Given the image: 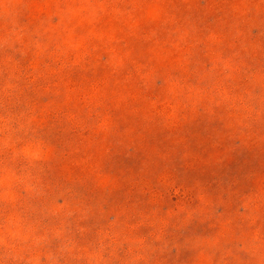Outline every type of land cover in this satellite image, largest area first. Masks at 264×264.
Wrapping results in <instances>:
<instances>
[{"label":"trees","instance_id":"obj_1","mask_svg":"<svg viewBox=\"0 0 264 264\" xmlns=\"http://www.w3.org/2000/svg\"><path fill=\"white\" fill-rule=\"evenodd\" d=\"M129 1H133L130 14L124 19L100 12L91 25L118 39L112 55L120 65L112 66L109 54L97 61L100 69L89 65L88 71H77L81 64L64 71L51 61L40 65L49 74L48 89L57 94L44 102L35 98L40 103L34 102L35 106L53 108L56 115L47 119L63 116V130L70 133L75 132L69 121L72 116L85 127L82 142L61 146L66 152L60 157L61 163L51 164L52 168L71 171L66 187L74 191L73 185L81 182L83 202L92 205L86 199L96 196L98 201L102 199L98 207L103 214L113 210L117 222L131 224L128 243H133L132 238L145 240L143 236L149 234L145 243L153 245L145 251L147 259L142 264H248L253 260L249 251L261 252L264 257V247L255 250L250 246L258 235L248 228V208L240 210L246 215L238 212L246 220L235 215L248 197L260 208L257 227L264 223V147L257 149L256 143L247 146L242 139L215 140L213 128L183 129L190 122L197 124L200 115L222 107L217 102L211 108L204 106V100L199 105L192 102L195 94L215 93L222 75L218 72L213 83L210 75L217 71L213 68L220 59H229L224 52L210 48L213 42L207 37L219 30L212 39H225V29L214 28L222 12L211 13V0ZM115 4L123 11L116 1L111 6ZM242 7L245 3L233 0L227 4V11L233 13ZM180 29L189 32L191 38L183 49L175 45ZM27 65L23 71L29 76L34 68L31 63ZM235 87L231 90L234 96L243 88L246 97V81ZM224 115L241 120L235 107H227ZM215 124L222 127L226 119L219 117ZM180 128L184 136L179 135ZM189 135L196 141L183 142ZM49 147L57 156V144ZM219 200L222 208L216 206ZM186 202L189 207L183 209ZM90 211L94 214V209ZM103 214L94 218H104ZM143 221L145 226L134 225ZM227 228L233 234L228 232L229 241L223 244L218 235ZM147 229L150 231L145 233ZM157 235H162L163 242L175 241L174 253L180 259H169L168 249L151 241ZM197 240H216V247L194 248ZM183 253L187 257L183 258Z\"/></svg>","mask_w":264,"mask_h":264},{"label":"rangeland","instance_id":"obj_2","mask_svg":"<svg viewBox=\"0 0 264 264\" xmlns=\"http://www.w3.org/2000/svg\"><path fill=\"white\" fill-rule=\"evenodd\" d=\"M33 1L36 2L34 6ZM114 1L123 11L116 4V7L111 6ZM114 1L0 0V264H142L147 259L145 251L153 245L145 243L149 234L143 236L145 240L132 238L133 243H128L131 237H127V233L132 225L117 222L113 210L103 214L98 207L102 199L98 201L96 196L86 199L92 205L83 202L79 195L81 182H75L74 191L70 187L67 189L71 171L51 166L61 163L60 157L66 152L64 148L69 146L67 142H82L85 127H80L79 120L72 116L69 121L75 132L63 130V116H58L59 120H48L57 112L45 104L40 109L34 104H40L35 100L37 97L44 102L57 94L47 87L49 74H45L44 66V69L40 67L45 61L54 62L60 66V71L80 64L77 71H88L89 65L100 69L97 61L109 54L112 66L121 64L112 55L118 39L91 26L100 12L106 17L116 16V20L130 14L133 1ZM231 1L210 2L213 4L211 13L222 12L214 28L225 29L226 36L217 41L212 37L218 36L219 30L209 33L207 37L213 42L209 47L229 57L228 60L220 59L213 68L217 71L210 75L213 83L219 72L220 82L215 93H198L192 97L194 104L199 105L204 100L206 108H211L215 102L222 103V107L211 111L212 114L200 115L197 124L190 122L183 129L213 128L215 140L237 142L242 139L247 146L258 144V149L264 147V0H238L245 3V7L235 8L233 13L227 11ZM37 13L39 18H36ZM177 35L175 45L183 49L191 40L189 32L180 29ZM224 44L226 47L219 48ZM29 63L34 69L27 76L23 68ZM241 81H246V97L243 88L235 96L231 91ZM227 107H235L241 120L227 118L224 115ZM219 117L226 119V125L215 124ZM178 133L184 136L181 128ZM195 139L189 135L183 142H195ZM53 142L58 146L57 156L54 150L49 151ZM61 146L64 148L60 150ZM217 204V208L224 205L221 200ZM186 206L187 202L183 209ZM244 207L248 208V228H253L258 235L250 246L255 250L264 247V223L260 224L261 228L256 223L260 208L247 197V203L238 206L239 211L235 212L242 220H246L240 212ZM98 214L104 217H96L101 225L94 218ZM144 222L134 225L142 227ZM228 232H232L230 228L218 235L222 236L223 244L229 241ZM151 241L166 247L169 259H180V255L174 253L177 246L174 240L163 242L162 235H157ZM215 242L197 240L194 248L201 246L211 250L216 247ZM187 252L191 254L189 249ZM249 253L253 260H248V264H264L261 252Z\"/></svg>","mask_w":264,"mask_h":264}]
</instances>
